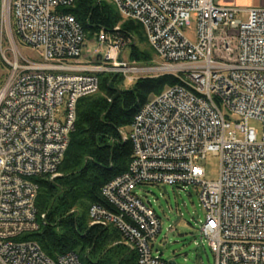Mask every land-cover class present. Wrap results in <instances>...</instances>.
Segmentation results:
<instances>
[{
  "label": "built area",
  "instance_id": "2783aa9c",
  "mask_svg": "<svg viewBox=\"0 0 264 264\" xmlns=\"http://www.w3.org/2000/svg\"><path fill=\"white\" fill-rule=\"evenodd\" d=\"M111 1L124 19L143 24L161 64L121 59L134 36L124 37L119 25L97 33L105 63L78 62L86 33L64 11L75 0H0V64L7 70L0 78V264H82L73 251L53 258L22 236L40 227L37 179L60 174L78 102L99 90L101 72L173 74L179 82L136 113L124 133L133 144L129 168L104 185L107 204H92L90 224L122 231L137 264H171L155 248L162 218L138 189L192 185L205 211L198 233L215 264H264V7ZM193 17L196 42L184 33ZM22 47L40 53L29 56ZM250 120L262 124L261 137ZM211 154L220 157V174L207 181L202 163Z\"/></svg>",
  "mask_w": 264,
  "mask_h": 264
},
{
  "label": "trees",
  "instance_id": "16d2710c",
  "mask_svg": "<svg viewBox=\"0 0 264 264\" xmlns=\"http://www.w3.org/2000/svg\"><path fill=\"white\" fill-rule=\"evenodd\" d=\"M64 11L76 17L89 40L97 39L100 29L112 31L121 24L124 37L136 35L150 48L130 44L129 58L152 64L155 51L143 24L124 19L111 0H75ZM98 75L99 90L78 102L75 129L60 174L37 179L40 227L22 239L37 241L53 258L73 251L82 264H137V252L126 244L122 231L114 225H91L89 210L92 204H107L102 188L129 168L133 144L124 133L138 110L179 78L173 74L140 77L131 87L123 88L125 76L121 72Z\"/></svg>",
  "mask_w": 264,
  "mask_h": 264
},
{
  "label": "rangeland",
  "instance_id": "374dc122",
  "mask_svg": "<svg viewBox=\"0 0 264 264\" xmlns=\"http://www.w3.org/2000/svg\"><path fill=\"white\" fill-rule=\"evenodd\" d=\"M121 26V24H118ZM185 35L193 42L197 41V21L193 17L189 25L184 28ZM141 44L139 38L135 35L130 44ZM123 47L119 53L124 61L131 65L145 66L149 64L139 63L129 58V46ZM142 48L150 49L144 43ZM22 51L29 56L39 55L40 51L31 50L22 47ZM107 47L101 45L97 39L89 40L86 38L85 44L78 62L84 64H103L105 63V54ZM152 65H159L162 60L153 54ZM6 67L0 64V78L5 76ZM125 76L123 88L131 87L135 81L145 75L128 73ZM150 76L156 73L149 74ZM133 76L134 80L129 77ZM146 76V75H145ZM137 78V79H136ZM155 96H151L153 99ZM150 99V100H151ZM236 116H234L235 118ZM249 124L255 127L259 137L262 135V124L256 120H250ZM205 168L204 180L214 181L219 178L220 174V157L209 155L204 161ZM167 192L158 185H146L138 192L145 201H149L156 213L162 218V232L155 241V248L159 249L163 258L168 261L174 260L177 264H215V255L206 241L201 240L198 233V224L204 220L205 211L201 205L200 189L188 185L178 188L177 186L167 185ZM198 242V244L196 243Z\"/></svg>",
  "mask_w": 264,
  "mask_h": 264
},
{
  "label": "crops",
  "instance_id": "0c3cea01",
  "mask_svg": "<svg viewBox=\"0 0 264 264\" xmlns=\"http://www.w3.org/2000/svg\"><path fill=\"white\" fill-rule=\"evenodd\" d=\"M217 4L222 6H237L243 9H251L255 7H264V0H215ZM248 13H243L242 16L247 17Z\"/></svg>",
  "mask_w": 264,
  "mask_h": 264
},
{
  "label": "water",
  "instance_id": "95a60500",
  "mask_svg": "<svg viewBox=\"0 0 264 264\" xmlns=\"http://www.w3.org/2000/svg\"><path fill=\"white\" fill-rule=\"evenodd\" d=\"M170 263H171V264H177V262L174 261V260H171Z\"/></svg>",
  "mask_w": 264,
  "mask_h": 264
}]
</instances>
